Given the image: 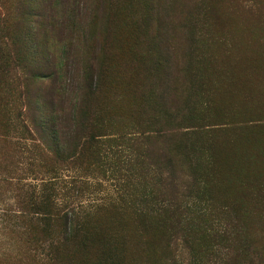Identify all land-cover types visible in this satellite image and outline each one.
Returning <instances> with one entry per match:
<instances>
[{
	"label": "rangeland",
	"instance_id": "obj_1",
	"mask_svg": "<svg viewBox=\"0 0 264 264\" xmlns=\"http://www.w3.org/2000/svg\"><path fill=\"white\" fill-rule=\"evenodd\" d=\"M76 7L74 33L87 47L76 51L94 73L86 102L96 134H106L101 162L85 148L65 164L13 157L17 148L4 135L19 138L15 101V134L6 132L0 114V170L53 166L59 201L92 212L71 264H264V180L230 196L216 163L220 146L264 137V102L224 105L214 89L238 38L264 55V0H78ZM47 8L46 0H0V37L17 35L41 50L32 21ZM218 10L233 29L217 26ZM15 11L23 12L24 30L14 33L10 23L1 30L3 17ZM43 19L46 28L54 26L53 33H40L54 58L59 20ZM1 174L7 181L0 180V264H47L33 260L22 229L2 218L18 192L10 186L15 180ZM26 175L18 176H34ZM219 229L227 230L225 238L215 236ZM100 255L105 260L96 261Z\"/></svg>",
	"mask_w": 264,
	"mask_h": 264
},
{
	"label": "trees",
	"instance_id": "obj_2",
	"mask_svg": "<svg viewBox=\"0 0 264 264\" xmlns=\"http://www.w3.org/2000/svg\"><path fill=\"white\" fill-rule=\"evenodd\" d=\"M46 1L47 11L38 12L40 20L32 21L36 26L34 40L41 50L37 51L32 42L17 35L0 37V114L6 132L9 129L16 133L17 125L12 122L11 108L15 101L19 104V138L12 142L4 135V143L17 148L19 154L13 155L15 158L59 160L63 164L80 157L79 151L85 148L89 158L99 166L100 140L106 134H96L94 114L86 102L93 92L94 73L88 61L76 51V48L80 51L87 48L86 43L74 33V20L80 15L76 7L78 0H59L56 8L53 5L56 0ZM56 9L59 10L57 15ZM15 14V17H3L1 30L7 23L13 26L14 33L24 30L18 24L23 12ZM216 16L219 28L233 29L231 18L221 10L216 12ZM43 17L50 20L57 17L59 20L58 55L54 58L49 55L50 45L40 34L42 31L53 33L54 26L51 24L46 28ZM244 43L240 38L235 41L234 59L228 60L222 69L226 74L214 81L218 99L224 105L264 102L261 87L264 55L254 48H247ZM177 130L178 127H174L172 132ZM125 139L132 145L137 143L134 138ZM216 163L224 179V190L236 197L242 184L264 180V137H242L220 146L216 150ZM89 168L86 165L80 169L86 173ZM20 170L26 176L34 175L29 178L38 183L29 182L28 177L20 178ZM0 172L11 181L15 180L16 183H10V186L18 192L13 209L4 213L2 218H7L13 227L22 229L20 236L24 237L27 252L33 260L71 264L75 258L70 252L86 239V225L93 217L92 212L86 211L83 203L59 201L56 189L58 170L53 166L40 168L31 163L24 169L4 167ZM40 173L41 178H38ZM0 180L7 181L2 174ZM215 236L225 238L227 230L219 229ZM95 259L101 262L105 256Z\"/></svg>",
	"mask_w": 264,
	"mask_h": 264
}]
</instances>
